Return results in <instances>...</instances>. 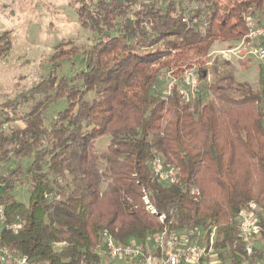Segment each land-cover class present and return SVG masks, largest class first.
I'll list each match as a JSON object with an SVG mask.
<instances>
[{"label":"trees","instance_id":"1","mask_svg":"<svg viewBox=\"0 0 264 264\" xmlns=\"http://www.w3.org/2000/svg\"><path fill=\"white\" fill-rule=\"evenodd\" d=\"M71 4L90 44L59 42L47 77L0 103V163L29 161L0 173L1 245L33 264H99L105 231L125 243L197 226L206 239L213 232L218 264H259L264 251L254 243L247 252L235 217L254 202L256 237L264 239V81L254 88L217 74L208 82L206 58L214 42L246 35L245 18L263 24L264 0ZM10 32H0V55L11 48ZM77 56L82 69L59 73L62 61ZM190 68L205 100H184L178 85L162 92L168 76ZM58 100L65 106L48 120ZM4 122L19 125L5 132ZM153 157L177 170L175 182L152 173ZM22 180L26 202L13 193Z\"/></svg>","mask_w":264,"mask_h":264},{"label":"rangeland","instance_id":"2","mask_svg":"<svg viewBox=\"0 0 264 264\" xmlns=\"http://www.w3.org/2000/svg\"><path fill=\"white\" fill-rule=\"evenodd\" d=\"M71 0H0V32L10 29L11 48L6 55H0V103L13 99L20 92L38 84L45 79L52 68L50 56L54 47L61 41H69L76 46L89 45L91 32L81 28ZM195 6L192 4L190 7ZM261 22L264 24V15ZM232 44V45H231ZM237 43L214 42L210 51L213 54L211 65L208 66L207 81L210 82L217 74H230L238 81H246L254 88H259L261 79L260 64L246 48L240 47L223 58L220 50L235 46ZM207 59V58H206ZM81 56L68 61H62L59 73L71 75L84 66ZM162 82V92L167 84ZM164 86V87H163ZM192 96L200 95L203 100L209 96L204 89L193 91ZM88 97L91 94L87 95ZM264 99V98H263ZM64 100L50 105L46 117L51 119L57 110L63 109ZM25 109L21 106L17 108ZM1 118V113H0ZM13 125L5 123V132ZM108 141L107 136L99 138L95 145L103 149ZM29 161H17L12 158L7 163H0V173L19 164L23 168ZM15 198L26 202L28 199V184L25 180L17 184L13 190ZM256 246L264 251V239H253ZM99 264H133L132 262L115 261L106 255L101 256Z\"/></svg>","mask_w":264,"mask_h":264},{"label":"built area","instance_id":"3","mask_svg":"<svg viewBox=\"0 0 264 264\" xmlns=\"http://www.w3.org/2000/svg\"><path fill=\"white\" fill-rule=\"evenodd\" d=\"M246 19V35L233 47L220 50L223 58L229 59L228 54L240 47L246 48L247 54L257 59L260 66V74L264 81V24H258L253 18ZM195 20V19H194ZM193 20V21H194ZM217 51H210L206 60V66L211 65L213 54ZM238 52V51H237ZM212 57V58H211ZM167 84L164 94H169L174 86L178 85L179 92L184 100H188L193 91L197 90L199 79L196 70L186 69L181 78L167 77ZM2 129H5L3 124ZM152 173L164 183H173L177 180V170L167 167L162 159L153 157L149 162ZM195 193L198 191L195 190ZM147 209L155 213L154 208L149 204L146 196L142 197ZM257 205L249 202L240 207L237 211L235 221L241 239L246 244L247 252L251 251L254 245L253 239L259 235L260 226L257 220ZM163 222L164 216L158 215ZM4 219V210L0 206V223ZM18 223L9 225L13 231ZM213 232L208 239L204 237L201 230L184 228L181 230L163 228L162 231L147 234L142 241L129 239L127 242H118L115 237L105 231L102 234L101 242L96 246L97 250L115 261L132 262L133 264H218L219 260L213 249ZM1 241V238H0ZM0 264H33L25 256H14V254L0 243ZM259 264H264V257Z\"/></svg>","mask_w":264,"mask_h":264},{"label":"bare ground","instance_id":"4","mask_svg":"<svg viewBox=\"0 0 264 264\" xmlns=\"http://www.w3.org/2000/svg\"><path fill=\"white\" fill-rule=\"evenodd\" d=\"M253 251V250H252Z\"/></svg>","mask_w":264,"mask_h":264}]
</instances>
